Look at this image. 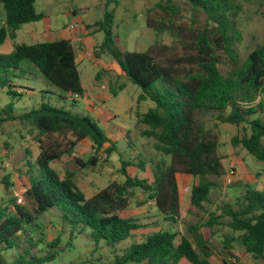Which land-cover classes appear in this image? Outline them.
Masks as SVG:
<instances>
[{
    "label": "trees",
    "instance_id": "obj_1",
    "mask_svg": "<svg viewBox=\"0 0 264 264\" xmlns=\"http://www.w3.org/2000/svg\"><path fill=\"white\" fill-rule=\"evenodd\" d=\"M116 1L107 0V7ZM179 1L193 12L204 14L203 28L178 25L180 5L171 0L160 1L146 11V27L157 35L168 32L173 38L171 45L155 41L143 52L116 50L113 11L105 10L101 21L87 26L103 34L96 57L108 53L128 82L140 90L137 105L151 104L145 113L137 115L138 122L146 127L140 134L152 139V148L166 157L158 161L143 155L133 161L121 159L119 173L123 183L113 182L90 198L78 188L74 174L60 177L50 164L63 154L71 155L72 149L84 140H89L96 151L110 143L106 150L110 154L113 144L104 131L89 117L48 103L19 115L14 113L13 100L28 92L12 82L23 61L32 64L43 79L63 91L67 98L74 101L75 94L83 97L71 42L20 44L12 53L0 55V93L6 91L11 98L0 108V129L6 123L17 122L37 133L39 144L35 164L30 166L35 173L29 172L23 203L16 204L10 199L0 206V248H14L15 236L26 234L28 226L34 227L36 220L55 209L63 224L78 234L87 232L96 247L102 243L105 247L121 249L122 254L110 264H180L181 261L213 264L209 242L200 230L215 225L224 228V249L232 253L231 249L237 246L244 255L264 262V187L256 190L245 184L233 202H221L212 211L208 209L211 192L218 187L215 179L224 176L225 168L218 153L219 134L207 127L206 122L213 114L216 122L240 128V133L230 139L232 148H241L264 163V45L256 47L240 62L237 46L242 36L237 17L241 7L236 0ZM0 4L5 12L3 26L11 39L21 26L44 18L35 11V0H0ZM155 9L160 12L157 18L151 15ZM177 45L183 53H178ZM224 63L231 67L227 75L218 68ZM124 87L121 85L118 90ZM110 90L116 93L113 88ZM58 139L65 141L63 148ZM74 162L81 168L98 163L94 156L86 161L75 158ZM148 164L152 180L131 176L127 171L130 167L145 171ZM179 176L195 180L184 220L180 218ZM1 184L6 190L12 185L6 180ZM134 189H140L153 200L162 220L161 227L139 234L147 225H142L139 219L119 215L129 206ZM224 218L229 221L221 222ZM178 222L187 225L184 234L163 226ZM127 239L132 243L126 247L122 243ZM28 240L29 247L13 264H44L57 257L55 249L60 240L36 242L30 236ZM41 244L47 249L43 256H37L33 250ZM224 264L230 263L224 261Z\"/></svg>",
    "mask_w": 264,
    "mask_h": 264
},
{
    "label": "rangeland",
    "instance_id": "obj_2",
    "mask_svg": "<svg viewBox=\"0 0 264 264\" xmlns=\"http://www.w3.org/2000/svg\"><path fill=\"white\" fill-rule=\"evenodd\" d=\"M160 1L164 2L165 0H117L107 7V0H45L44 2L36 0L34 7L37 13H42L50 21L60 24H65L67 18L74 19L78 17L80 22H83L79 25L81 27L80 32L84 33L80 39L84 40L83 47L88 52L91 61L92 78L89 80L90 83L97 86L99 93L105 91L106 94L113 97H116L122 91L118 90L121 85H126L123 88L128 87L125 94L132 99L134 98L133 94H138L140 90L128 82L108 53H100L99 57H96L103 40V34L97 31L96 28L87 29V26H92L95 22L101 21L105 10L113 11L112 35L116 50L120 52H143L155 41L162 45H171L173 38L168 32L157 35L145 25L146 11L153 8ZM171 1L180 5V18H177L179 20L178 25L187 29L190 26L193 28L204 27V14L193 12L189 6L182 4L179 0ZM236 2L241 7V12L237 17V27L241 32L242 41L237 46V50L239 60L242 63L252 50L264 45V0H236ZM159 14L160 12L155 9L151 15L153 18H157ZM3 17L4 9L0 4V25ZM74 25L77 27L76 24ZM20 43L32 42L30 40L20 42L16 38L10 39L7 37L0 45V55L12 53L14 47ZM73 45L77 49L78 42H74ZM176 49L179 54L183 53L178 45ZM220 55L224 59V56ZM94 64L95 66H93ZM21 65L22 67L15 72L17 77L12 79V82L14 85L28 89V92L13 100L16 115L36 108L41 103H48L65 108L76 115L89 117L105 132L104 124L99 122L95 115L80 111V107L83 106L82 101H72L67 98L63 91L43 79L37 69L27 61H23ZM218 68L223 75H227L231 69L227 63L219 65ZM97 74H100L99 79L95 81L94 78ZM84 85L87 86L85 80ZM110 86L116 91L115 94H112ZM9 101H11V98L6 94V91H3L0 94V108ZM146 104L150 105L149 103H143L136 109L132 107L134 111L126 109L120 113L121 125L124 129L120 132L114 130L112 132L113 136L108 137L113 144L110 154L106 152L110 147V143H106L100 150L96 151L89 140H84L72 149L71 155L63 154L57 160L58 162L53 165L56 173H59L60 177H63L66 173L74 174V181L80 185L81 191L85 193L84 195L90 198L113 182L123 183L124 178L119 173L121 159L133 161L139 155L153 161H158L160 158L166 159L152 148V139L142 137L140 134L146 127L138 122L137 115L147 110L148 105ZM125 114H128V119ZM206 122L207 127L215 129L219 134L218 153L225 167V176L215 179L218 187L210 195L211 204L208 209L211 211L218 203L233 202L238 196L239 190L245 184L253 189L262 190L264 187V163L248 155L241 148L236 150L232 148L229 143L230 139L240 133V128L216 122L213 114L207 117ZM57 142L62 144V148L66 144L64 140L61 141L60 139ZM38 148L37 133L32 132L28 127L21 126L17 122H9L0 129V182L6 180L12 183V185H9L8 190L4 188V184L0 185V206L6 205L10 199L15 200L16 204L21 205L23 203V201L18 203L17 200L19 197L22 198L26 189L27 177L25 170H29L26 161L29 160L32 164L36 160L37 157H34L38 152ZM92 156L96 157L98 161L94 167L81 168L74 162L75 158L86 161ZM230 170L234 171V175L231 183L227 184L225 183L226 175L229 174ZM127 171L131 176L152 180L150 164L146 166L145 171H140L135 167H130ZM178 179L181 196V217H183L188 208L190 189L195 180L190 176H179ZM118 213L123 218L139 219L142 225H147L146 228L139 231V234H146L160 226L158 211L153 200H150L148 194L143 193L140 189H134L133 194L130 196L129 206ZM227 221H229L228 218L221 219V222ZM163 226L165 228L172 227L174 230L183 233L187 225L175 223L171 226L167 224H163ZM219 227L215 225L212 228L203 227L201 230L203 236L209 240L213 264H224V261L230 264H264L254 256L244 255L237 246L231 249L233 250L232 253L224 249L222 234L224 228L220 227L222 228L220 229ZM29 236L36 242L38 239H42L44 242L55 239L60 240L55 249L58 253L55 260L44 264H84L87 261L92 264H110L117 255L122 254L121 249L105 247L102 243L96 247L91 242L87 232L78 234L68 224H63L59 212L53 209L36 220L34 227L28 226L26 234H20V237L19 235L15 236L14 240L17 242L14 248L8 250L0 248V262L2 264H13L29 247ZM130 243H132L131 239H127L122 244L127 247ZM46 249V246L41 244L33 251L37 256H43Z\"/></svg>",
    "mask_w": 264,
    "mask_h": 264
},
{
    "label": "crops",
    "instance_id": "obj_3",
    "mask_svg": "<svg viewBox=\"0 0 264 264\" xmlns=\"http://www.w3.org/2000/svg\"><path fill=\"white\" fill-rule=\"evenodd\" d=\"M38 1L44 2L45 0H38ZM35 2H36V0H35ZM4 20H5V12H4V17L1 20L0 28L4 27L3 26ZM81 23H83V22H80V19L78 17L74 18V19L73 18L72 19L67 18V21L65 24H60L58 22L50 21V19H47L44 16V18L41 21L29 23V24L21 26L20 29H18L15 32L14 38L20 40V42H25V40H30L32 42V43H26V45H32V44L44 43V42H53V41H57V40H69L71 42V44L75 50V53H76L75 60H76V64H77V69H78V72H79V75L81 78L82 86L84 88V95L81 98V100H79V102L82 101V103H83V106L80 107V111L90 112L91 114L95 115L97 117L98 121L101 122L102 124H104V128H105L104 133L108 138V137L113 136L112 132L114 130H117L120 132L124 129V127L121 125L122 121H121V114L120 113H122L126 109L127 110L132 109L134 111V109L132 107H134L136 109V107L140 106V105H137L136 99H135V98H137L139 93L136 95L134 93L133 94L134 98L131 99L130 97H128L127 94H125V92L128 88V87H126L125 89H122V91H120L116 97H113L112 95L110 96V95L106 94L105 91H103L102 93H99L97 91L98 90L97 86L90 83L89 80L92 78V76H91V65H90L91 61H90L88 52H86L84 50V47H83L84 46L83 45L84 40L80 39L84 35L83 32H80L81 27H79V25ZM70 24H76L77 25V27L74 31L69 30L68 26ZM6 33H7V36H6V39H7V37H9L7 30H6ZM74 42H78L77 49H75V47L73 45ZM20 44H25V43H20ZM20 44H18V45H20ZM93 66H95V64ZM98 79L96 80V77L94 78L95 81H98ZM84 80L86 81L87 86L84 85ZM87 81H89V82H87ZM109 88H111V86ZM0 94H2V93H0ZM126 97H128V99H126ZM144 103H149V102H144ZM146 105H148V104H146ZM149 108H151V104L147 106V110ZM146 111L141 112L140 114H143ZM126 117H127V119L129 118L128 114L126 115ZM82 142L78 143L76 146H78ZM37 151H38L37 152V154H38L39 148L37 149ZM37 154L34 158L37 157ZM56 162H58V161L57 160L53 161L50 164V167L53 170H54L53 165ZM26 164H28V166H29V170L28 171H27V169L25 170L26 177H27L25 183H26V188H28L29 187V178H30L29 172L32 171L35 173V169L33 168L31 170L30 166H34L35 160H34V162H32V164H30V162L28 160V161H26ZM222 164H223V161H222ZM21 173H23V172H21ZM57 174L60 175L59 173H57ZM23 175L25 176V174H23ZM76 184H77L78 188L80 189V185L78 183H76ZM210 204H211V200H210ZM180 213H181V208H180ZM185 215H186V212L184 213V216L180 217V218L184 220ZM159 219H160V227H161L162 220L160 217H159ZM178 223L181 224L180 222H178ZM170 229L174 230L172 227H170ZM184 230L185 231L183 232V234L186 232V227ZM201 230H202V228H201ZM201 230H200V233L203 236ZM174 231L178 232L179 230H174ZM203 238H204V240H207L204 236H203ZM190 240H192V239H190ZM207 241H209V240H207ZM181 263L187 264L186 261H181Z\"/></svg>",
    "mask_w": 264,
    "mask_h": 264
},
{
    "label": "built area",
    "instance_id": "obj_4",
    "mask_svg": "<svg viewBox=\"0 0 264 264\" xmlns=\"http://www.w3.org/2000/svg\"><path fill=\"white\" fill-rule=\"evenodd\" d=\"M68 27H69L70 31H74L76 29V26L74 24H70ZM72 98H73L74 101H79V100H81L82 97L80 95H78V94H75V95L72 96ZM233 175H234V171L230 170L229 174L226 175L227 179H226L225 183L230 184L231 181H232V176ZM224 176H225V173H224ZM17 202L18 203H22V198L19 197Z\"/></svg>",
    "mask_w": 264,
    "mask_h": 264
},
{
    "label": "water",
    "instance_id": "obj_5",
    "mask_svg": "<svg viewBox=\"0 0 264 264\" xmlns=\"http://www.w3.org/2000/svg\"><path fill=\"white\" fill-rule=\"evenodd\" d=\"M7 33H6V27H1L0 28V45L4 42L6 39Z\"/></svg>",
    "mask_w": 264,
    "mask_h": 264
}]
</instances>
